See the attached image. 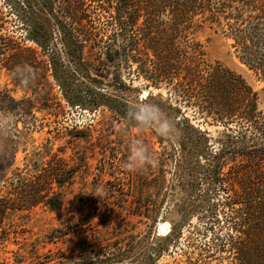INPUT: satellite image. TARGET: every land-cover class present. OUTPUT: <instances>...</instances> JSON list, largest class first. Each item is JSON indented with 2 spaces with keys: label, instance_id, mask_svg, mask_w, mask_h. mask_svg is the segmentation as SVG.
<instances>
[{
  "label": "rangeland",
  "instance_id": "1",
  "mask_svg": "<svg viewBox=\"0 0 264 264\" xmlns=\"http://www.w3.org/2000/svg\"><path fill=\"white\" fill-rule=\"evenodd\" d=\"M14 1L0 0V6L9 9ZM222 1L210 3L224 9ZM88 3L89 18L108 39L112 27L102 26L110 13L102 10L98 21L90 4L95 2ZM239 4L226 0L227 11L217 21H206L195 40L209 63L246 78L264 111V71L242 59L238 32L231 28L235 18H225ZM141 14L139 21L144 10ZM19 24L10 17L0 34L38 50L48 64L52 94L44 97L41 87L17 83L15 72L0 60V117L12 118L6 126L0 121V198L14 199L17 191L34 193L37 174L53 154L65 159L59 177L66 180L52 183V190L63 199L60 208L41 202L9 208L0 216V264H242L228 236L233 231V212L224 204L233 190L213 186L203 169L208 154L219 149L229 132L226 125L176 100L166 85H148L149 72L139 74L137 62L116 59L113 72L98 75V82L83 72L74 76L73 60L56 25L43 45ZM141 26L145 28L144 23ZM90 83L101 96L105 93L104 104L75 101L76 85L88 89ZM134 103L155 105L165 113L174 127L171 138L138 128L130 114ZM188 123L206 132L204 151L188 152L194 148L183 146ZM135 139L147 145L153 161L130 170L125 161ZM221 171L231 174L229 165ZM162 223L168 224V230L160 231Z\"/></svg>",
  "mask_w": 264,
  "mask_h": 264
},
{
  "label": "trees",
  "instance_id": "2",
  "mask_svg": "<svg viewBox=\"0 0 264 264\" xmlns=\"http://www.w3.org/2000/svg\"><path fill=\"white\" fill-rule=\"evenodd\" d=\"M88 1L95 2L90 4L98 21L102 10L110 13L111 18L102 26L112 27L108 39L89 18ZM235 1L240 3L237 11L228 12L225 18H235L231 28L238 32L235 36L242 49L241 57L251 68L264 71V0ZM135 2L15 0L9 9L0 6V29L14 16L19 25H26L30 38L44 45L54 31L51 26L56 25L73 60L74 76L79 71L86 73L90 81L98 82V75L113 72L116 59L131 65L130 61L137 62L139 74L149 72L148 85H166L176 100L193 105L202 116H211L226 125L229 132L221 139L219 149L208 154L203 169L213 186L233 190L224 204L233 212V231L228 236L238 251L240 263L264 264V111L259 109L258 92L246 78L222 65L209 63L203 57L202 45L195 40V33L206 21H217L222 11H227L226 0L222 1L224 9L212 7L210 0H140L139 6ZM141 10L144 18L139 21ZM143 23L145 28L141 26ZM134 27L139 31H133ZM0 53L3 66L15 72L17 83L25 85L22 79L29 78L27 69H31L34 79L29 78L26 86L41 87L44 97L52 94L48 64L37 49L0 34ZM76 87L75 101L93 106L104 104L101 99L106 97L105 93L101 96L92 83L88 89ZM105 105L119 112L111 103ZM171 107L180 111L174 105ZM185 126L188 129L183 141L185 149L190 145L194 149L188 152L204 151L206 132L189 123ZM63 165H66L65 159L53 154L37 174L32 186L34 193L17 191L14 199L8 195L0 198V216L9 208L22 209L41 202L60 208L63 199L59 192L52 190V183L65 182L66 179L59 177ZM227 165L229 177L221 171Z\"/></svg>",
  "mask_w": 264,
  "mask_h": 264
},
{
  "label": "clouds",
  "instance_id": "3",
  "mask_svg": "<svg viewBox=\"0 0 264 264\" xmlns=\"http://www.w3.org/2000/svg\"><path fill=\"white\" fill-rule=\"evenodd\" d=\"M29 78L34 79L31 69H27ZM29 78H23L22 82L26 85L30 82ZM131 118L135 121L138 128H150L157 135L171 138L174 127L166 114L157 106L150 104H133L131 106ZM10 116L0 117L3 125L6 126L11 122ZM153 157L147 145L140 139H135L130 143V150L125 167L130 170L143 169L146 165L152 163Z\"/></svg>",
  "mask_w": 264,
  "mask_h": 264
},
{
  "label": "bare ground",
  "instance_id": "4",
  "mask_svg": "<svg viewBox=\"0 0 264 264\" xmlns=\"http://www.w3.org/2000/svg\"><path fill=\"white\" fill-rule=\"evenodd\" d=\"M160 227V226H159ZM161 227H162V229H160V231H166V230H168V224L167 223H162L161 224Z\"/></svg>",
  "mask_w": 264,
  "mask_h": 264
},
{
  "label": "water",
  "instance_id": "5",
  "mask_svg": "<svg viewBox=\"0 0 264 264\" xmlns=\"http://www.w3.org/2000/svg\"><path fill=\"white\" fill-rule=\"evenodd\" d=\"M161 229H162V227H161Z\"/></svg>",
  "mask_w": 264,
  "mask_h": 264
}]
</instances>
